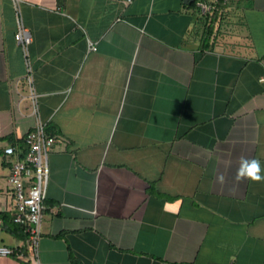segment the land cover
Listing matches in <instances>:
<instances>
[{"label":"crops","instance_id":"crops-1","mask_svg":"<svg viewBox=\"0 0 264 264\" xmlns=\"http://www.w3.org/2000/svg\"><path fill=\"white\" fill-rule=\"evenodd\" d=\"M21 9L39 115L57 138L41 264H264V180L235 178L241 157L264 167V0L225 4L210 38L185 0ZM16 31L14 0H0V213L10 215L4 150L22 148L37 122ZM23 235L2 222L0 246L15 252L0 264H30Z\"/></svg>","mask_w":264,"mask_h":264},{"label":"built area","instance_id":"built-area-1","mask_svg":"<svg viewBox=\"0 0 264 264\" xmlns=\"http://www.w3.org/2000/svg\"><path fill=\"white\" fill-rule=\"evenodd\" d=\"M231 0H196L195 8L201 17L207 19L220 2L228 4ZM22 0H14L17 31L15 39L21 46L25 61V80L28 86V97L33 105V115L37 122L35 127L24 138V147L10 144L4 153L11 159V169L7 176V184L13 193V221L21 225L27 234L26 255L30 264H41L39 244L42 235L41 222L46 209L47 187L50 178L49 157L53 146L57 143L56 136L48 132L45 122L39 115L38 98L35 85V69L33 66L30 44L32 34L24 22ZM89 50H97L96 43L89 40ZM24 150V151H23ZM3 220L0 219V229ZM14 249L0 246V255H10ZM22 254V253H21Z\"/></svg>","mask_w":264,"mask_h":264},{"label":"clouds","instance_id":"clouds-1","mask_svg":"<svg viewBox=\"0 0 264 264\" xmlns=\"http://www.w3.org/2000/svg\"><path fill=\"white\" fill-rule=\"evenodd\" d=\"M235 178L237 180H242L243 178H250L257 181L264 180V167H262L261 161L257 158L248 159L241 157ZM219 179L223 181V175Z\"/></svg>","mask_w":264,"mask_h":264},{"label":"trees","instance_id":"trees-1","mask_svg":"<svg viewBox=\"0 0 264 264\" xmlns=\"http://www.w3.org/2000/svg\"><path fill=\"white\" fill-rule=\"evenodd\" d=\"M193 4H195V2L192 3V5ZM224 5L225 4L223 2H220L217 6V9L210 16H208L207 19H205L206 24H207V26H206L207 30H209L208 31L209 38H210V35L213 34L212 32L215 30V23L219 19V16L221 14V10L224 7ZM0 216L3 219V223H4L5 228L7 227L9 230L14 231V232H20V233L24 234L23 236L27 237V234L24 232L25 229L21 225L15 223L13 221L12 215L5 212V213H0Z\"/></svg>","mask_w":264,"mask_h":264},{"label":"water","instance_id":"water-1","mask_svg":"<svg viewBox=\"0 0 264 264\" xmlns=\"http://www.w3.org/2000/svg\"><path fill=\"white\" fill-rule=\"evenodd\" d=\"M187 3H193L195 2L196 0H185Z\"/></svg>","mask_w":264,"mask_h":264}]
</instances>
